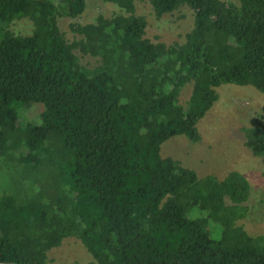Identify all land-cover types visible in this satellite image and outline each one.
<instances>
[{"label": "trees", "instance_id": "16d2710c", "mask_svg": "<svg viewBox=\"0 0 264 264\" xmlns=\"http://www.w3.org/2000/svg\"><path fill=\"white\" fill-rule=\"evenodd\" d=\"M87 1L0 0V264H48L69 238L92 264H264V234L243 224L248 179L162 155L175 137L202 140L222 85L264 94V0H149L158 18H194L171 45L147 37L136 0H98L117 12L71 24L70 39L60 21ZM243 134L264 157V114Z\"/></svg>", "mask_w": 264, "mask_h": 264}, {"label": "rangeland", "instance_id": "374dc122", "mask_svg": "<svg viewBox=\"0 0 264 264\" xmlns=\"http://www.w3.org/2000/svg\"><path fill=\"white\" fill-rule=\"evenodd\" d=\"M227 1V0H225ZM85 14L78 20L64 17L60 21L62 30L73 39L70 25L73 23L88 24L97 16L107 17L117 12L109 4L98 0H88ZM137 14L146 17L148 21L147 37L153 42H164L171 45L183 42L187 33L194 25V18L189 10H183L175 15H165L158 18L149 0H136ZM14 30L22 35H30L34 27L29 21L15 24ZM33 33V32H32ZM84 66L94 68L99 60L90 56L80 55ZM219 101L207 117L199 124L202 140L191 143L185 137H175L169 140L162 149L165 158L171 157L182 166L194 170L200 178L215 176L225 178L229 173L237 171L250 182L251 191L248 205L250 214L244 221V227L252 235L264 234V157L257 158L245 147L243 130L256 125L264 114V94L252 86L222 85L218 88ZM190 92L181 97V104L186 106ZM40 109L34 108L31 119L39 116ZM201 215L194 210L191 219ZM214 235L219 237L221 229L218 223H211ZM93 258L75 239H66L62 245L49 253L48 264H92Z\"/></svg>", "mask_w": 264, "mask_h": 264}]
</instances>
